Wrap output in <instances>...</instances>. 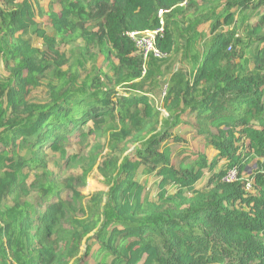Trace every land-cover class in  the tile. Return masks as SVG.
I'll return each instance as SVG.
<instances>
[{
	"label": "trees",
	"instance_id": "1",
	"mask_svg": "<svg viewBox=\"0 0 264 264\" xmlns=\"http://www.w3.org/2000/svg\"><path fill=\"white\" fill-rule=\"evenodd\" d=\"M260 10L264 0H0V264H264ZM161 25L156 43L169 55L187 32L190 69L170 73L157 105L164 60L144 66L127 33ZM76 38L86 51L73 60L59 45ZM92 47L111 70L93 63L82 77ZM42 79L46 99L28 100ZM186 121L212 155L191 151L175 165L167 141H183L173 130ZM91 135L104 142L88 157L67 155L72 137L88 145ZM46 148L80 173L55 179ZM231 167L237 179L226 182ZM140 170L157 176L155 199ZM89 177L98 186L84 202L77 185Z\"/></svg>",
	"mask_w": 264,
	"mask_h": 264
},
{
	"label": "rangeland",
	"instance_id": "2",
	"mask_svg": "<svg viewBox=\"0 0 264 264\" xmlns=\"http://www.w3.org/2000/svg\"><path fill=\"white\" fill-rule=\"evenodd\" d=\"M40 3L45 7L47 6V0H40ZM189 10H191V9H189ZM223 11L225 12L224 9L222 10V13H223ZM263 11L264 10H260V12H263ZM251 21H253V19ZM205 30H208V27ZM189 33H191V31H189ZM236 33L241 34V29H239V30L237 29ZM186 34H187V32H186ZM186 34L183 33L182 39L179 40L178 51L173 52L172 54H170L168 56V58H165L164 61H162V64L160 67H161V70L163 71V73L165 74V78L162 79L160 87L157 88L156 90H154V92L156 94L157 105H159L160 100H161L160 91L164 87V85L166 84V78H168L170 76V73L173 72L174 70H182V69L185 70L186 72H188L190 69V63L187 62V60H184L183 56H182V54H184L183 49H185L186 45L187 46L189 45L186 43V40L184 39ZM197 34L198 33L194 34V37L196 39L198 38ZM75 37H77V36H75ZM204 38H206V37H204ZM183 42H184V46H183ZM194 42L195 41H191L189 47H192ZM33 43L39 47H41V45H42V41L39 39H33ZM205 47H207V45H205ZM198 48H197L196 43H195L192 50L197 51L198 53H200V56H201V51H200L201 43H198ZM59 49L62 52L66 53L67 55H71V59H73V60L77 59V57L80 56L79 54H77L75 59H74L73 51H79L80 53H84L86 51L84 43L81 40V38H76L73 41L62 42L59 45ZM90 55L92 56L91 58H90ZM90 55L84 61V66L82 65L80 67V69L83 68V69H81V70H83V72L80 74L82 77L84 76V71H85V73H87L91 69V66L93 63L96 64L98 67H103V69H105L106 71L111 70V69H109V67L106 68L102 52H100L96 47H92L90 49ZM73 64L75 67L77 66V64L75 65L74 62H73ZM194 65H195V68L198 66L197 59H194ZM64 68H66V67H64ZM7 75H8V71H7V69L3 68V65H2L0 67V80H2V78H5ZM45 82H46V80L42 79L41 84L36 85V86H32L30 88L29 93L26 95V98L30 101L45 100L46 96H47V86H46ZM148 84H150V83L148 82L147 86H148ZM1 103H2V107H5V104H6L5 96L1 99ZM162 112L164 114L166 113L164 109H162ZM186 118H188V117H186ZM173 132L175 134H177L178 136H180L183 140V141L176 142V141H173L172 139H169L167 141V144L173 148L172 161L175 165H177L178 162L183 157H185L187 154H189L191 151L205 152V150H206V152L209 155H212L209 145L205 144L206 143L205 139L197 133L195 121L194 122L193 121L192 122L186 121L185 123H181L180 125H178L173 130ZM99 141L103 143L104 139L100 136L91 135L89 137V140H88L89 144L83 145V144L78 143V140L77 139L74 140V137H72L71 140L65 144L64 148H65L67 155H70L73 153H78V154L82 155L83 157H88L89 154L91 153V151H90L91 148L94 145H96ZM125 146L128 150H126L124 153L128 152L132 148V144L129 141H127ZM44 160L46 162L47 168L49 170H51L54 178L57 180L63 179L69 175H77L80 173V170H81V164H77V163H75L70 169H67L65 166V160L62 157H60L59 152H55V151L47 149V148H46V151L44 154ZM221 164H222V161L220 162V165ZM32 171H34V170H32ZM208 176H209V174H206L201 179V181L198 182L197 185L201 186L202 188L205 187L204 185L207 181ZM137 178H138V180H140L142 182V184H144V186H145L144 192L148 193L149 198L155 199L156 193L158 191V188L156 185V180L158 179L157 176H155V174L141 173V170H140L138 172ZM32 179H33V172L30 173L27 181L30 182ZM96 186H98V185H97V183L93 177H89L87 179V184L86 183H84V184L79 183L77 185V192L83 196L84 202L88 201L91 198V194L96 189ZM168 190H169V192H173V188L171 186L168 187ZM13 201L14 200L9 198L7 203L12 204ZM89 239L85 240V242L82 245V248H84L85 244L87 243V241ZM92 239L95 241V239L93 237H92ZM96 248H97V245L96 244L93 245V249H96ZM88 261L90 264H94L93 258L88 257ZM69 264H71V262Z\"/></svg>",
	"mask_w": 264,
	"mask_h": 264
},
{
	"label": "built area",
	"instance_id": "3",
	"mask_svg": "<svg viewBox=\"0 0 264 264\" xmlns=\"http://www.w3.org/2000/svg\"><path fill=\"white\" fill-rule=\"evenodd\" d=\"M162 14V11H159V15ZM163 33V25L154 29V30H145V31H137L133 30L127 33L129 39L135 46L136 53L143 57L144 66L145 61L149 57H152L157 60H164L168 58L169 54L161 50L157 43V37L161 36ZM145 71V67L143 69V73ZM165 93V86L162 88V94ZM237 170L234 167L227 169L223 180L226 182H234L237 179ZM251 185L248 183L246 188H250Z\"/></svg>",
	"mask_w": 264,
	"mask_h": 264
},
{
	"label": "crops",
	"instance_id": "4",
	"mask_svg": "<svg viewBox=\"0 0 264 264\" xmlns=\"http://www.w3.org/2000/svg\"><path fill=\"white\" fill-rule=\"evenodd\" d=\"M207 27H208V25H204V26H201L199 29L200 33L202 32V34H203V32H204L206 38H208V36H209L208 30H205Z\"/></svg>",
	"mask_w": 264,
	"mask_h": 264
}]
</instances>
